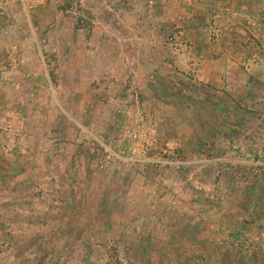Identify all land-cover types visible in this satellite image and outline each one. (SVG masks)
<instances>
[{"label":"rangeland","instance_id":"1","mask_svg":"<svg viewBox=\"0 0 264 264\" xmlns=\"http://www.w3.org/2000/svg\"><path fill=\"white\" fill-rule=\"evenodd\" d=\"M0 264H264V0H0Z\"/></svg>","mask_w":264,"mask_h":264},{"label":"crops","instance_id":"2","mask_svg":"<svg viewBox=\"0 0 264 264\" xmlns=\"http://www.w3.org/2000/svg\"><path fill=\"white\" fill-rule=\"evenodd\" d=\"M236 219L238 220L239 218H238V217H236Z\"/></svg>","mask_w":264,"mask_h":264}]
</instances>
